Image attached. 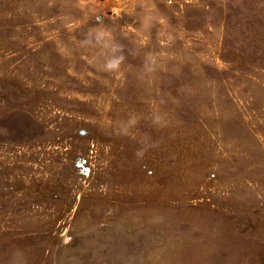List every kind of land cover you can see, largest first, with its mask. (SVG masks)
I'll return each instance as SVG.
<instances>
[{
	"label": "rangeland",
	"instance_id": "rangeland-1",
	"mask_svg": "<svg viewBox=\"0 0 264 264\" xmlns=\"http://www.w3.org/2000/svg\"><path fill=\"white\" fill-rule=\"evenodd\" d=\"M0 264H264V0H0Z\"/></svg>",
	"mask_w": 264,
	"mask_h": 264
},
{
	"label": "clouds",
	"instance_id": "clouds-1",
	"mask_svg": "<svg viewBox=\"0 0 264 264\" xmlns=\"http://www.w3.org/2000/svg\"><path fill=\"white\" fill-rule=\"evenodd\" d=\"M112 51L115 52H119L120 51V46L119 45H115L112 48ZM124 60V56L123 55H114L112 56L110 59L107 60V62L104 65V70L105 71H116L119 69L121 63Z\"/></svg>",
	"mask_w": 264,
	"mask_h": 264
}]
</instances>
